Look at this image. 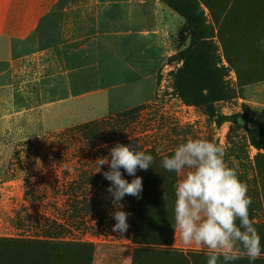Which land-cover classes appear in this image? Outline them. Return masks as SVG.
<instances>
[{
  "label": "rangeland",
  "instance_id": "374dc122",
  "mask_svg": "<svg viewBox=\"0 0 264 264\" xmlns=\"http://www.w3.org/2000/svg\"><path fill=\"white\" fill-rule=\"evenodd\" d=\"M223 1L211 0L216 15L220 13ZM158 3L154 27L159 30L168 55L157 74L154 95L133 119L124 123H117L110 117H106V123L102 120L105 142L93 145L94 141L87 142L78 131L68 127L128 109L135 104V97L121 92L115 94L116 98L107 106L95 104L98 98L93 96L79 100L67 98L62 105L54 103L25 110L24 116L13 111L0 115V237L91 242L93 250L89 264H131L134 244L129 221L127 232L121 234L112 231L115 223L110 216L113 205L101 220L98 214L87 212L85 204L101 197L96 190L98 184L92 182L90 176L97 174L98 180L110 184L103 177L108 165L101 166L99 171L98 160L107 157L117 142L136 143L142 151L155 148L159 159L151 172L155 177L153 185L160 191L174 186L172 179L177 176L160 167L161 160L171 155L179 143L198 138L222 146L229 166L233 161L238 163V177L247 185V195L252 201L249 217L264 245V145L253 144L250 132L255 127L264 128V89L256 93H243L241 89L242 93H239L238 74L226 59L227 54L232 58L237 56L238 43L229 41L230 31L225 26L221 29V38L218 37L219 26L200 0H178L174 9L162 0ZM241 5V9H247L257 22L252 25L255 28L247 25L251 40L247 39L248 43L244 45L248 57L243 71L263 78L264 47L258 41L264 38V0H243ZM237 9L240 10L239 3ZM210 35H213V52L205 48H199L197 53L189 50L186 68L178 56L169 61L170 56L182 54L190 45L194 49L203 41L200 38ZM211 57L220 71L212 78L214 86L208 91L206 81L200 82L202 73L198 72L195 59L212 66ZM259 82L264 83V80ZM186 84L187 90L183 91ZM36 90L27 89L28 100L34 101L32 93ZM18 91L14 98L19 109L25 103L19 100L24 96L23 92ZM146 91L149 93L151 89ZM180 91L188 97L201 98L206 94L211 100L212 112L202 103L186 104ZM246 96L250 101H246ZM38 100L42 102L39 96ZM238 119H242V123ZM131 200L132 196H125L121 201L123 210L130 206ZM167 209L162 200L148 207L141 221V230L146 237L159 240L167 237ZM3 245H0V264H73L82 250L62 247L42 251L40 255L41 258L45 256L44 262L32 255V247ZM170 248L189 252L196 264H206L207 250L182 244L178 231L173 230ZM236 264H248V261L245 258ZM255 264H264V255Z\"/></svg>",
  "mask_w": 264,
  "mask_h": 264
},
{
  "label": "crops",
  "instance_id": "0c3cea01",
  "mask_svg": "<svg viewBox=\"0 0 264 264\" xmlns=\"http://www.w3.org/2000/svg\"><path fill=\"white\" fill-rule=\"evenodd\" d=\"M157 5L158 0H0L1 117L8 111L24 116L25 110L62 105L67 98L93 96L95 104L107 106L121 92L135 97L132 107L147 103L168 55L154 27ZM27 89H38L34 101ZM262 89V82L242 87L243 93ZM20 90L25 106L18 109L14 97Z\"/></svg>",
  "mask_w": 264,
  "mask_h": 264
},
{
  "label": "clouds",
  "instance_id": "9594fccd",
  "mask_svg": "<svg viewBox=\"0 0 264 264\" xmlns=\"http://www.w3.org/2000/svg\"><path fill=\"white\" fill-rule=\"evenodd\" d=\"M258 44L264 47V38ZM153 163V155L137 150L132 142H117L107 157L98 160L99 171L108 165L103 177L110 182L107 193L114 209L110 213L115 220L113 232H127L131 214L123 210L121 201L126 195L141 198L142 177L136 173ZM160 167L180 177L174 184L172 227L182 244L206 249V264H236L245 258L255 264L264 255L261 237L249 217L252 201L247 185L238 177V163L229 166L225 161L222 146L187 139L161 160ZM125 174L133 177L131 181Z\"/></svg>",
  "mask_w": 264,
  "mask_h": 264
},
{
  "label": "trees",
  "instance_id": "16d2710c",
  "mask_svg": "<svg viewBox=\"0 0 264 264\" xmlns=\"http://www.w3.org/2000/svg\"><path fill=\"white\" fill-rule=\"evenodd\" d=\"M212 13L213 21L216 25L219 26L218 29V37L221 38V29L222 27H226L230 31L229 41L237 42L238 43V49H237V56L234 58L229 57L227 54V61L231 66L235 67V70L238 74L239 78V85L238 89L239 93H242V87L259 82L264 80L263 78L255 77L253 73H244L243 68L247 62V50L245 48V44L248 43L247 39L251 40V36L249 35V29L255 28L252 27L254 23H257L255 18L249 15V11L246 12L247 9H241L243 4V0H224L220 6V13L215 14L213 9V5L211 3V0H200ZM162 2L174 9V4L178 2V0H162ZM239 3L240 10L237 9ZM249 26L247 27V25ZM212 36H207L205 39H202L200 43H197V47L193 49L190 45L185 49V51L180 55H173L169 57V61H173L175 58L183 61V66L186 68V66L189 63L190 60V54H188L189 50H193L194 53H197L196 51L199 50V48H205L208 52H213L214 45L212 42ZM242 36V39L240 37ZM241 42V43H240ZM225 45V42H224ZM223 45V46H224ZM226 46V45H225ZM225 48V47H224ZM226 50V48H225ZM212 60V66L210 64L205 63L204 61H200L198 59H195V66L198 69V72L201 74V80L200 82L206 81V87L208 91L210 89H213L214 84L211 82L212 78L216 76L217 71H220L219 67L213 61V57H211ZM183 68V69H185ZM200 69V70H199ZM180 72H182V68L180 69ZM209 80V81H208ZM209 86H208V83ZM188 87V84H186L182 89L183 91H186ZM179 92V95L183 99V101L186 104H194L196 103H202L206 105V109L209 112H212L213 108L211 106V100H209L208 96L206 94H202L201 98L198 97H188L186 94L182 95V92ZM235 95V92H234ZM146 104H140L113 114H110V116L106 115L102 118H96L87 122L78 123L74 126L68 127L70 130H76L78 131L82 137L86 139L87 142H92L93 145H98L99 143L105 142L107 138H102L103 136V122H105L108 118H115V121L117 123H124L126 120H130L135 118L137 113L144 108ZM106 123V122H105ZM251 139L253 144H263L264 145V128H253L251 129ZM137 150H140L137 148ZM147 153H151L154 157V163L152 167H150L148 170H138L136 175L142 177V184H143V191L140 199H137L132 196V202L129 207H126L124 211L130 213L131 215L128 217V221L130 223V233H131V239L134 244V247L132 249V259L131 264H177V261L182 262L183 264H196L193 258L191 257L190 253H183L182 251L170 248V245L172 243V236H173V230L172 223H174V217H173V205H174V186L170 187L169 189L164 190H157L156 187L153 185V181L155 180L154 175L151 172V169L153 166L157 165V160L159 157L157 156L155 148H148L144 150ZM170 154V153H169ZM98 175H92L90 176V179L92 182H95V184H98V187L96 190L101 193V197L96 199H93L92 201H89V203H86L85 205L88 206L87 212H92L91 214L95 215L98 214L99 219H103V214L108 211V208L112 205L109 196H107V187L108 184H105L102 180H98ZM128 178L129 181L133 177H125ZM175 183L177 182V176L174 175L172 179ZM91 182V183H92ZM174 183V184H175ZM154 188V189H153ZM109 195V194H108ZM129 196V195H127ZM128 198V197H127ZM159 200L165 201L167 204V212H166V219L168 220V233L167 237L164 240L159 239H153L151 237H146L144 233H142L141 228V221L142 217L147 212V209L150 205H153L157 203ZM86 202V201H85ZM91 205V206H90ZM110 210V209H109ZM92 217V216H91ZM46 238V237H45ZM3 243L7 247H18L21 246L22 248H28L32 247V255L39 258V261L44 260L45 262V256L41 258L42 251L51 250V249H59L62 247L70 248V249H78L81 248V255L76 257L72 262L73 264H89L91 260V254L93 250V246L91 242H85L80 240H64V239H58V240H51V239H37V238H20V237H0V245ZM3 245V246H4ZM3 246L1 248H3ZM82 252L84 254H82ZM8 254V252H7ZM82 258V259H81ZM175 258L174 261H172Z\"/></svg>",
  "mask_w": 264,
  "mask_h": 264
},
{
  "label": "water",
  "instance_id": "95a60500",
  "mask_svg": "<svg viewBox=\"0 0 264 264\" xmlns=\"http://www.w3.org/2000/svg\"><path fill=\"white\" fill-rule=\"evenodd\" d=\"M238 122H239V123H242V119H238Z\"/></svg>",
  "mask_w": 264,
  "mask_h": 264
}]
</instances>
